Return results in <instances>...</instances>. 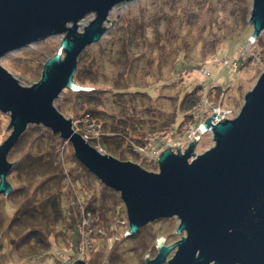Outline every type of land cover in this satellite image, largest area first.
Segmentation results:
<instances>
[{"label": "water", "instance_id": "obj_1", "mask_svg": "<svg viewBox=\"0 0 264 264\" xmlns=\"http://www.w3.org/2000/svg\"><path fill=\"white\" fill-rule=\"evenodd\" d=\"M127 1L0 0V57L64 34L41 79L31 86L0 64V110L10 114L12 129L0 145V195L13 189L9 152L29 124H41L70 142L87 170L119 192L128 236L155 220L178 218L176 234L186 235L168 246L159 237L157 255L150 258L147 252L145 264H264V69L238 114L215 121V111L201 123V133L212 135L209 149L195 152L200 134L184 149L180 143L168 144L155 160L158 171L100 152L55 106L65 89L93 88L75 80L78 58L105 34L111 9ZM90 13L94 18L79 31V21ZM248 22L256 40L264 32V0H252Z\"/></svg>", "mask_w": 264, "mask_h": 264}, {"label": "rangeland", "instance_id": "obj_2", "mask_svg": "<svg viewBox=\"0 0 264 264\" xmlns=\"http://www.w3.org/2000/svg\"><path fill=\"white\" fill-rule=\"evenodd\" d=\"M235 1L130 0L115 5L111 9L108 15L110 20L106 22L108 28L105 34L99 41L83 50L78 58L77 67L88 77L89 81L84 87L96 86L105 90L104 104L100 107L102 115L99 117H101L100 122L107 125V132L113 130L114 124L118 126V131L127 129L126 122L127 124H134L131 125L130 131L135 136H148L151 134V128L168 114L171 110L170 104L164 99L152 101L137 94H127L120 97L113 93L116 86H145L148 81H153L151 75L169 78L182 73L185 81L180 82L182 84H179L178 87L183 89L192 87L193 84L199 82L206 88L211 84L220 85L226 89L227 98L224 102H219L222 101L225 93L222 92L218 100L221 105H217V107L230 110L231 117L239 113L244 103L245 93L252 89L264 69V32L257 38L262 39L261 45L254 44L255 40L251 38L253 27L248 22L249 13L246 18V25L249 27L247 39L243 38L233 42L222 38V35L227 33L229 29L221 32L220 30L224 27L220 29L219 26L227 24L230 27L236 24L234 22L235 17L231 13ZM247 3L251 12L252 0H247ZM192 16H196L198 20L193 27H188V20ZM93 18L94 13L87 14L79 21L78 30L83 31ZM112 21H114L113 24ZM63 37L64 34L49 36L10 51L0 57V64L10 71L22 85L31 86L41 79L45 62L56 53ZM182 49L184 51L177 55L178 51ZM183 53L187 55V58L183 56ZM249 55H256L254 59L256 63L242 69L241 65ZM204 68L209 70V75H203ZM92 80L96 83L93 84ZM172 90L175 89L166 87L162 94L175 92ZM69 92L71 91L68 89L61 92L54 104L66 118H72L73 127L76 129L75 122L77 117L82 115L83 110H78L73 101H68ZM206 109L207 106L204 105L201 110L206 111ZM85 120L89 122L87 116ZM86 121L82 125L87 126ZM94 121L100 124L96 119ZM9 123L10 114L0 110V145L12 132V129L8 127ZM32 126L50 130L41 124H29L27 129ZM58 138L61 140L59 145L65 142L60 135ZM34 139L33 136L30 137L29 143L23 148L22 145L17 149L13 147L8 154V160L15 164L27 152H35ZM166 142L160 140L154 146L146 148L147 155L151 157L150 154L157 148L164 150L168 145H165ZM212 145V135L210 132H206L202 134L195 152L200 154ZM95 147L100 152L109 154L101 147ZM69 153V149L62 155L60 151L58 159L66 158ZM72 153L74 155L73 147ZM153 164L147 166L144 163L140 165L149 171H158V164L156 162ZM64 166L66 170L73 167L80 170L79 165L67 160ZM10 176L11 174L8 175V180L13 187L11 193L7 196L0 195V264H59L58 261L60 260L63 264H67V256H71L77 251L78 229L73 240L70 241V247L65 245L69 233L62 234L52 244L51 256H46L43 259L26 256L21 247L16 246V237H13L12 234L5 235L3 233L18 206L13 192L23 185L22 181L12 179ZM93 176L91 179L96 186V191H89L87 187L84 189L86 191L85 197H88L90 201L95 199L96 195H100L102 185L105 186L94 174ZM72 184L67 179L64 181L65 204L72 200V195L76 193V187L77 190L80 187L75 183ZM122 206L124 219L118 223V230L111 237L109 244L107 243L108 247H104L105 258L112 254L118 256L116 264H145L144 257L147 252L150 258L157 255L156 241L159 237H164L166 246H168L186 235L185 231L181 235L176 234L179 220L173 217L155 220L143 226L137 234L128 236L129 224L124 203ZM101 215L99 216V212L94 214L93 224L96 225L101 221ZM90 218L92 217L90 216ZM87 226L86 224L80 226L82 234L92 230ZM93 229L100 232L102 228ZM175 250L170 252L168 259L174 255ZM163 264H167V262Z\"/></svg>", "mask_w": 264, "mask_h": 264}, {"label": "trees", "instance_id": "obj_3", "mask_svg": "<svg viewBox=\"0 0 264 264\" xmlns=\"http://www.w3.org/2000/svg\"><path fill=\"white\" fill-rule=\"evenodd\" d=\"M233 3L231 13L235 17L234 22L236 24L230 27L227 24H223L219 28L224 27V29L220 30L221 32L229 29L227 33L222 35V38L234 42L243 38L247 39L249 27L246 25V18L250 13V6L247 0H236ZM197 20L196 16H192L188 20V27H193ZM222 22L224 23L225 21L223 20ZM253 43L261 45L262 39H256ZM182 51L184 50H179L177 55ZM185 55L183 53V56L187 58V55ZM255 57L256 55L246 57L241 68L244 69L256 63L254 61ZM83 73L80 68H77L75 80L85 86L89 80ZM177 76L163 78V76L151 75L150 77L153 78V81H148L145 86H116L113 89V93L120 97L127 94H137L152 101L164 99L170 104L171 110L164 116L163 120L151 128V134L148 136H135L130 131L131 125L134 124H127L126 122L125 125H127L128 130L124 128L118 131V126L113 123V130L107 132V125L101 123V117H99L102 115L100 107L104 104L105 90L96 86L79 92L71 91L67 96L68 101H73L78 110H83L82 115L78 116L75 122L77 130L87 135L89 142L93 146L101 147L104 151L120 160H131L139 164L145 163L147 166L155 163V159L138 149L152 147L160 140L167 142L187 141L188 130L196 128L200 122L198 114H204L205 117L209 116L214 107L221 105L218 100L221 93L226 90L216 84H211L206 88L200 82L186 89L179 88L178 85L182 84L180 82L185 81V77L182 73ZM91 82L93 84L96 83L93 80ZM166 87L175 89L172 90L175 92L162 94L163 89ZM226 98L225 92L222 101L219 102H224ZM205 101H207V109L202 111ZM61 107H63L62 104ZM86 116L89 122L85 120ZM94 119L100 124L95 122ZM84 120L87 122V126L82 125L85 122ZM89 124H93L94 128L100 132L99 136H95L91 132ZM133 128L135 129V126ZM58 135L52 130L32 126L26 129L15 144L14 149L19 148L21 145L23 148L29 143L30 137L33 136L35 138V152H27L11 169L10 177L19 179V181L23 182V185L16 188L15 192H13L18 206L3 233L5 235L12 234L13 237H16V246L21 247L26 256L43 259L46 256H51L50 249L52 244L62 234L69 233V238L66 240L65 245L70 247V241L73 240L78 229L77 251L69 256L70 260L67 264H116L118 256L112 254L105 258L106 251L104 247H108L107 243L115 231L118 230V223H121L124 219L122 217L123 203L120 194L102 185V189L99 192L100 195H96L95 199L90 201L88 197H85V187L89 191H96V186L91 179L94 176L74 157L70 142L65 141L59 145L61 140H59ZM67 149L70 150V153L67 154L66 158L63 157L62 160H59V152L61 151L62 155ZM66 160L79 165L80 170L74 167L66 170L64 166ZM66 179L69 180V183H75L80 186L78 190L75 186L76 193L72 195L73 198L71 201L69 200L68 204L64 203L63 194L64 181ZM69 191L71 192L72 190ZM110 191L113 192L111 193ZM98 212L99 216L102 214V217L101 221L95 225L93 224V217ZM87 214L92 217L87 224V227L92 228V230H90L89 234H86L90 244L85 254L78 256V247L82 239V228L80 226ZM93 228L102 229L98 232V230ZM142 243L141 245H143Z\"/></svg>", "mask_w": 264, "mask_h": 264}, {"label": "built area", "instance_id": "obj_4", "mask_svg": "<svg viewBox=\"0 0 264 264\" xmlns=\"http://www.w3.org/2000/svg\"><path fill=\"white\" fill-rule=\"evenodd\" d=\"M202 73H203V75H209V70H208L207 68H204ZM206 103H207V101H205V105H206ZM215 111H217V112H216L215 121L222 120V119H224V118H231V111L228 110V109H224V108H221V107H214V108L212 109V113L215 112ZM212 113H211V114H212ZM211 114H210V115H211ZM203 116H204V114H198V117H199V119H200V122H199V124H198V126H197L196 128H191V129L188 130V139H187V141H185V142H173V143L167 142L165 145H167V144L180 143V144L182 145V149H184L185 147L188 146V144H189L191 141L194 140V137H195L197 134H200V135L202 136L200 125H201V123H202V122L205 120V118H206L205 116H204V117H203ZM207 117H208V116H207ZM223 117H224V118H223ZM89 128H91L90 130H91V132L94 133L95 136H99V135H100V132H98V131L94 128V125H93V124H89ZM76 130H77V128H76ZM77 131H78V130H77ZM82 135L88 140V136H87V135H85V134H82ZM200 140H201V138H200ZM88 141H89V140H88ZM167 146H168V145H167ZM165 148H166V147H165ZM165 148H164V149H165ZM138 150L147 153V151H146L145 148H139ZM161 150H163V149L157 148L156 150L152 151V153L150 154L151 157H153V158L156 160V158H157V157L159 156V154L161 153ZM90 216H91L90 214H87V216L84 217L82 224H86V225H87V224L89 223ZM89 233H90V232H89ZM89 233H83V234H82L81 243H80V245H79V247H78V253H79L78 256L84 255L85 252L87 251V248H88V245L90 244V241H89L88 237L86 236V234H89ZM69 260H70V257L67 256V263H69ZM58 262H59V264H63L61 260L58 261Z\"/></svg>", "mask_w": 264, "mask_h": 264}, {"label": "flooded vegetation", "instance_id": "obj_5", "mask_svg": "<svg viewBox=\"0 0 264 264\" xmlns=\"http://www.w3.org/2000/svg\"><path fill=\"white\" fill-rule=\"evenodd\" d=\"M12 242H14V240H12Z\"/></svg>", "mask_w": 264, "mask_h": 264}]
</instances>
